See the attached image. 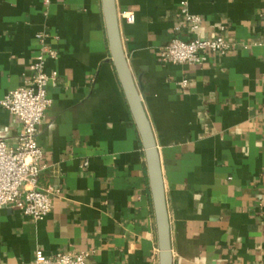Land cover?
I'll return each instance as SVG.
<instances>
[{
	"label": "crops",
	"instance_id": "1",
	"mask_svg": "<svg viewBox=\"0 0 264 264\" xmlns=\"http://www.w3.org/2000/svg\"><path fill=\"white\" fill-rule=\"evenodd\" d=\"M182 1L116 0L128 71L159 151L173 264H264V47L254 44L264 0H187L203 19L199 36L225 27L236 44L201 66L160 59L174 36L194 37L175 29ZM44 30L59 57L46 66L56 82L37 136L46 164L39 187L59 193L38 222L0 208V264H35L37 249L87 251L88 264H160L152 170L103 0H52L48 11L43 0H0V100L30 78ZM22 132L0 105V139L16 146Z\"/></svg>",
	"mask_w": 264,
	"mask_h": 264
},
{
	"label": "built area",
	"instance_id": "2",
	"mask_svg": "<svg viewBox=\"0 0 264 264\" xmlns=\"http://www.w3.org/2000/svg\"><path fill=\"white\" fill-rule=\"evenodd\" d=\"M52 0H43L44 9L49 10ZM47 14V12H46ZM129 22L135 21L133 12L125 13ZM182 22L176 31L187 29L194 34L191 40L174 36L160 49V59L164 63L204 65L211 53L227 55L236 48L225 37V27L219 35L211 38L199 36L203 19L190 11L187 0L181 2ZM38 52L32 65V74L22 86L11 90L0 100V105L19 118L23 124L16 146L0 139V208L12 207L25 216L38 222L44 220L53 209V198L59 190H42L39 186L42 172L46 169L45 152L39 145L37 136L39 127L46 118L48 109L53 105L48 87L55 84L56 77L48 73L47 61L56 60L59 52L49 43V33L40 31L36 34ZM254 44L264 47V28L261 37ZM245 48L250 44H244ZM88 161L83 163L86 169ZM90 253H58L47 255L42 249L35 251V264H88Z\"/></svg>",
	"mask_w": 264,
	"mask_h": 264
},
{
	"label": "water",
	"instance_id": "3",
	"mask_svg": "<svg viewBox=\"0 0 264 264\" xmlns=\"http://www.w3.org/2000/svg\"><path fill=\"white\" fill-rule=\"evenodd\" d=\"M110 52L135 122L140 131L153 175V198L159 232L160 264H173L170 220L159 151L144 105L127 66L116 0H103Z\"/></svg>",
	"mask_w": 264,
	"mask_h": 264
}]
</instances>
